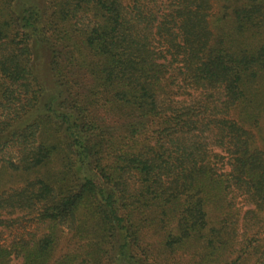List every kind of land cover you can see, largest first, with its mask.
Returning <instances> with one entry per match:
<instances>
[{
    "label": "trees",
    "instance_id": "16d2710c",
    "mask_svg": "<svg viewBox=\"0 0 264 264\" xmlns=\"http://www.w3.org/2000/svg\"><path fill=\"white\" fill-rule=\"evenodd\" d=\"M0 158V264H264V0H0Z\"/></svg>",
    "mask_w": 264,
    "mask_h": 264
},
{
    "label": "rangeland",
    "instance_id": "374dc122",
    "mask_svg": "<svg viewBox=\"0 0 264 264\" xmlns=\"http://www.w3.org/2000/svg\"><path fill=\"white\" fill-rule=\"evenodd\" d=\"M214 3V14L222 12V8L226 3V0H213ZM39 63L38 66H43L46 61V54L42 52L41 56L38 57ZM20 152L16 151V148L9 147L7 149V156H12L14 159H17L16 156L19 155ZM56 156L54 155L51 159V166H54L56 161ZM3 159L0 158V194L5 190H10L16 187H21L27 181L34 179L38 175L44 174V169H41L38 172L35 171H26L21 168H7L3 166ZM35 229V223L31 219V217L21 218L20 221L17 222L15 227L12 230H4L3 237L5 241L9 242L14 236L18 234L25 233L29 230L33 231ZM67 235L61 239L60 249L68 250L71 247V243L68 241Z\"/></svg>",
    "mask_w": 264,
    "mask_h": 264
}]
</instances>
